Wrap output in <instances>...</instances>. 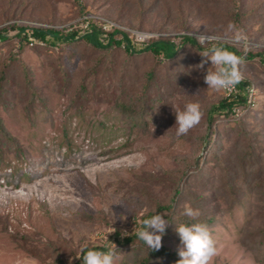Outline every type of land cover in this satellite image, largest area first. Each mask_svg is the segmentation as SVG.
Listing matches in <instances>:
<instances>
[{
	"label": "rangeland",
	"instance_id": "374dc122",
	"mask_svg": "<svg viewBox=\"0 0 264 264\" xmlns=\"http://www.w3.org/2000/svg\"><path fill=\"white\" fill-rule=\"evenodd\" d=\"M80 11L142 30L119 25L126 31H157L148 34L176 44L186 35L229 38L226 27L234 22L255 45L249 52L264 53V0H0V26L61 29L77 22ZM17 47H0V120L14 140L0 138V264H74L85 248L107 251L109 242L123 253L117 264H138L146 249L122 242L155 212L169 222L161 247L180 259L175 227L191 221L181 215L185 204L199 209V221L217 241L212 264H260L263 69L249 62L241 69L242 80L259 83L261 90L250 86L254 105L233 118L216 116L209 127L208 109L223 95L204 83L210 62L189 71L202 51L187 49L157 64L149 54L107 55L83 43L16 53ZM102 61L113 64L116 78L100 74L95 95L73 100ZM153 70L151 91L143 95ZM122 76L125 82L116 84ZM124 92L140 107L132 122L112 108ZM191 102L200 104L203 117L177 136L174 113Z\"/></svg>",
	"mask_w": 264,
	"mask_h": 264
},
{
	"label": "trees",
	"instance_id": "16d2710c",
	"mask_svg": "<svg viewBox=\"0 0 264 264\" xmlns=\"http://www.w3.org/2000/svg\"><path fill=\"white\" fill-rule=\"evenodd\" d=\"M239 2V0H231V2ZM237 11V5L235 6ZM236 12V11H235ZM239 13L236 12L235 16ZM234 15V13H233ZM92 16V12L90 11H80L72 20H78L73 23L69 27L61 28V29H53L48 27H29V26H21L17 24H9L0 29V47L5 45L18 44L16 53L26 48H34L40 49V47L44 48H52L55 50L64 49V48H72V46L77 44H85L91 48H93L97 52L106 53L109 55L113 50H120L127 57L139 56L141 54H149L152 58L156 59L157 64L162 62H172L179 57V54L184 52L187 49H192L194 51L200 52L204 51L206 48L212 46L213 43L218 44L219 46L225 47L227 50L236 53L239 56L244 57V64L255 65L264 70V53H255L248 52L244 54V50L239 46L228 45L226 43L221 42H209L207 44H201L196 37H192L189 35L182 36L181 40L178 44L171 41L170 38L164 36H156L145 41L142 44H139L135 41L134 37L130 32L126 30L118 28L119 25L142 31L130 25H126L120 21L115 19H111L106 17L104 14H95L94 16L102 17L106 20H101L97 18L88 17ZM237 17V16H236ZM241 17L238 19V23H241ZM109 23H112L118 27L110 26ZM62 24V23H60ZM53 25H58V23H54ZM126 25V26H125ZM147 33H159L157 31H146ZM230 37V35H225ZM30 41H33V46H29ZM254 62V63H253ZM242 65V66H243ZM241 66V69H242ZM102 74V77L110 75V78L115 77V68L113 64H109L105 66L104 61L98 63L93 66L88 74L85 76L84 80L80 82L75 91V97L73 100H76L80 97H83L89 93L96 94V88L98 87L99 75ZM147 87L144 91L143 95L148 94L151 91L148 86L155 79V70L149 72L146 75ZM3 78L0 79L2 81ZM120 81L116 82V84L125 82V77H119ZM127 82V81H126ZM131 85V84H130ZM237 86L238 93L233 97H224L218 101L217 105H213L207 112V124L209 127L213 125L214 119L216 116L220 118H233L236 115V111L244 112L247 110L246 104V88L253 86L256 89H260L259 83L253 81L252 79L242 80ZM1 88V87H0ZM127 88V87H126ZM128 89V88H127ZM261 90V89H260ZM129 91V89H128ZM124 98H117L113 102V110L116 112V115L125 119L126 122H132L133 115L139 112H135L136 109H140L139 105L132 103L127 96V92H124ZM141 106V105H140ZM251 110H248V112ZM0 138H4L7 141L14 142L13 139H10L8 133L4 129V126L0 120ZM163 210V209H162ZM158 214L157 212H155ZM155 213H147L141 219L148 218ZM140 219V220H141ZM193 221H190L192 223ZM200 222V221H199ZM213 223V221H211ZM189 223V224H190ZM140 227V226H139ZM260 243L264 247V228L260 234ZM118 242V241H117ZM123 244L132 245V244H140V246L146 249V256L138 263V264H176V261L179 260L173 253H170L166 248L161 247L159 250L151 251L147 248L143 241L138 239L135 235L127 236L123 239ZM120 244V243H119ZM99 250L105 251L103 247H90L85 248L83 251L87 250ZM259 263L264 264V249L261 257L259 258ZM58 264H65L62 262H58ZM74 264H84L81 258L79 261Z\"/></svg>",
	"mask_w": 264,
	"mask_h": 264
},
{
	"label": "clouds",
	"instance_id": "9594fccd",
	"mask_svg": "<svg viewBox=\"0 0 264 264\" xmlns=\"http://www.w3.org/2000/svg\"><path fill=\"white\" fill-rule=\"evenodd\" d=\"M226 34H231L229 38L234 43L243 45L246 48L247 35L244 29L236 23H228ZM198 40L202 44H207L212 38L201 35ZM199 55L202 57L201 63L189 71L203 70L204 66L210 62L211 66L207 68L204 75V83L208 85V88L231 93L235 90L236 85L242 81L243 56H239L215 43ZM174 115L177 128L176 135L181 136L186 135L190 129L199 124L203 112L199 103L191 102L186 104L183 109L176 110ZM108 211H110L109 208ZM181 215L193 222L190 224L180 223L175 227L182 245L178 249L180 259L176 261V264H212L214 257L219 253V249L217 241L213 238L207 224L199 222L201 212L199 209H194L190 204H185ZM164 216L165 214L155 213L148 218L141 219L140 227L133 229L138 239L143 241L151 251L159 250L161 247L162 236L169 224ZM124 234L126 236L128 233L124 232ZM109 244L110 247L107 251L89 249L85 252L82 250L84 264H117V260L123 253L117 250L114 243L109 242Z\"/></svg>",
	"mask_w": 264,
	"mask_h": 264
},
{
	"label": "built area",
	"instance_id": "2783aa9c",
	"mask_svg": "<svg viewBox=\"0 0 264 264\" xmlns=\"http://www.w3.org/2000/svg\"><path fill=\"white\" fill-rule=\"evenodd\" d=\"M109 24H110V26L118 27V26H116V25H114L112 23H109ZM7 25H9V24H7ZM4 26H6V25L0 26V29L2 27H4ZM118 28L122 29L121 27H118ZM128 32L131 33V35L134 37L135 41L137 43H139V44H142L145 41L157 36V35H154V34L140 33V32H135V31H128ZM198 37L199 36H196V38H198ZM211 38H212V40L210 42H212V41L213 42H221V43H226L228 45L239 46V47H241L244 50V54L248 53L255 46L252 43H249V42L246 41V48H245V46H243V45L234 43L230 38H224V39H222V38H213V37H211ZM33 44H34V42L30 41L29 46L31 47V46H33ZM256 48L257 49H261L262 47L256 45ZM220 92H221V94L224 97H233V96H235L238 93V89H237V86H236L235 90L232 91L231 93H227V92L222 91V90ZM246 93H247L246 94V104H247V107L249 108V107H252L254 105V103H255V88L247 87L246 88ZM236 112H238V111H236Z\"/></svg>",
	"mask_w": 264,
	"mask_h": 264
}]
</instances>
